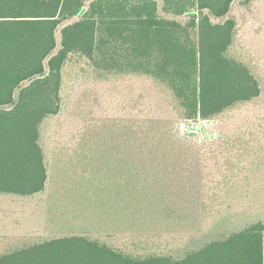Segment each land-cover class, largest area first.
<instances>
[{"label": "trees", "instance_id": "16d2710c", "mask_svg": "<svg viewBox=\"0 0 264 264\" xmlns=\"http://www.w3.org/2000/svg\"><path fill=\"white\" fill-rule=\"evenodd\" d=\"M234 1L0 0V195L46 190L41 125L61 110L64 68L73 58L100 73L153 78L186 121L211 120L257 98L259 80L230 54ZM102 128L107 136L90 139L100 152L80 158L82 175L67 194L75 217L90 214L104 221L102 230L199 227L240 188L229 156L215 168V141L183 136L173 119L113 120ZM223 142L227 154L233 143ZM0 264H264V220L180 255L135 254L74 231L7 249Z\"/></svg>", "mask_w": 264, "mask_h": 264}, {"label": "rangeland", "instance_id": "374dc122", "mask_svg": "<svg viewBox=\"0 0 264 264\" xmlns=\"http://www.w3.org/2000/svg\"><path fill=\"white\" fill-rule=\"evenodd\" d=\"M244 1L235 0L227 15L237 21L230 54L249 66L260 82L261 94L214 119L183 120L171 91L149 76L100 73L86 59L73 58L66 64L61 110L41 125L40 143L49 174L46 190L26 197L0 195V253L23 243L84 231L127 252L180 255L264 220V0ZM145 117L173 119L183 136L215 141V168H224L225 156L236 165L232 177L241 185L230 194L231 204H215L214 213L205 216L199 227L116 234L101 229L104 221L90 214L75 217L72 211L75 205L67 194H74L72 188L84 169L77 162L80 158L84 162L91 149L100 152L102 148L92 145L90 139L107 136L102 126L108 121ZM227 138H231L233 146L224 154L223 141ZM213 179L220 181L222 176L216 171Z\"/></svg>", "mask_w": 264, "mask_h": 264}]
</instances>
